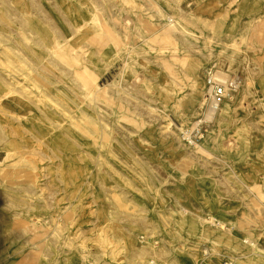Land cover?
Here are the masks:
<instances>
[{
  "label": "rangeland",
  "instance_id": "1",
  "mask_svg": "<svg viewBox=\"0 0 264 264\" xmlns=\"http://www.w3.org/2000/svg\"><path fill=\"white\" fill-rule=\"evenodd\" d=\"M210 68L262 127L264 0H0V264H264V162L247 227L195 200Z\"/></svg>",
  "mask_w": 264,
  "mask_h": 264
},
{
  "label": "crops",
  "instance_id": "2",
  "mask_svg": "<svg viewBox=\"0 0 264 264\" xmlns=\"http://www.w3.org/2000/svg\"><path fill=\"white\" fill-rule=\"evenodd\" d=\"M260 84V87L264 88V77H260ZM253 86L255 87L254 82ZM244 89L249 91L250 88L242 87L243 92L250 93ZM235 104L238 103L229 102L226 106L223 105L217 113L218 116L216 115L217 118L213 126L214 130L217 129L215 131L216 140L211 141V148L217 154L214 155L213 153L210 161L211 176L207 178L204 174L200 178L201 183H196L198 186L197 199L190 195L197 203L202 202V200L209 203L211 210L225 220L247 227L250 221H247L246 216L243 215L244 213L241 210L243 208H241L238 199L250 188L252 180L257 179L254 176L256 169H262L261 167H263L261 162H264V125L260 127L251 123L248 120L251 116V110L236 107ZM245 125L249 129L248 134L242 136L245 141L243 144L234 142L227 131L236 132ZM224 126L227 129L226 131L222 129ZM220 161H227L233 165L232 168L230 167L232 169L231 178L238 182L239 187L235 188L233 183H229V175L225 171L226 169L220 167ZM253 225L257 224L253 223Z\"/></svg>",
  "mask_w": 264,
  "mask_h": 264
},
{
  "label": "built area",
  "instance_id": "3",
  "mask_svg": "<svg viewBox=\"0 0 264 264\" xmlns=\"http://www.w3.org/2000/svg\"><path fill=\"white\" fill-rule=\"evenodd\" d=\"M206 87H207V113L212 116L217 111H219L224 100L230 96V93L236 88L237 84L235 80L226 79L224 81L218 78V74L215 70L210 68L207 71L206 75ZM199 122L197 123V125ZM194 125L190 130L193 132V135L190 134V130L186 135L187 141L192 144L198 138L202 137V132L200 128ZM231 264V262H230Z\"/></svg>",
  "mask_w": 264,
  "mask_h": 264
},
{
  "label": "bare ground",
  "instance_id": "4",
  "mask_svg": "<svg viewBox=\"0 0 264 264\" xmlns=\"http://www.w3.org/2000/svg\"><path fill=\"white\" fill-rule=\"evenodd\" d=\"M218 78H219L220 80L224 81V80L222 79V77H220L219 75H218ZM225 80H226V79H225ZM193 94H194L195 96H198V95L200 94V89H199L198 85L195 87V90H194ZM21 104H22V101H21V100L15 95V94H13V95L7 100V102H6V105H8V107H11V108H16V106L21 105ZM183 105H184L186 108L190 109V108L193 107L194 103L192 102V100H188V101H184V102H183ZM220 109H221V108H220ZM220 109H219V111H220ZM219 111H217V112H219ZM217 112H216V113H217ZM209 114H211V112H209ZM209 117H210V116H209ZM40 128H41V127H40ZM41 132H43V129H42V128H41ZM222 239H225V240H228V241H235V240H236V237L233 236V237H231V238H228V237L222 236ZM237 239H238V238H237ZM182 264H191V263H190L189 260L184 259V260H182Z\"/></svg>",
  "mask_w": 264,
  "mask_h": 264
}]
</instances>
